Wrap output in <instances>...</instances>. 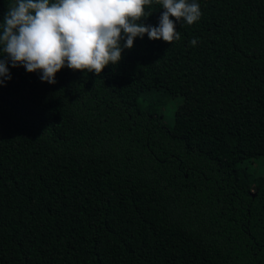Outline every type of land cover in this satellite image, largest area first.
Here are the masks:
<instances>
[{
    "label": "trees",
    "instance_id": "obj_1",
    "mask_svg": "<svg viewBox=\"0 0 264 264\" xmlns=\"http://www.w3.org/2000/svg\"><path fill=\"white\" fill-rule=\"evenodd\" d=\"M194 2L197 22L172 17L179 40L137 37L99 76L8 65L0 264H264V0ZM152 76L197 89L184 118Z\"/></svg>",
    "mask_w": 264,
    "mask_h": 264
},
{
    "label": "clouds",
    "instance_id": "obj_2",
    "mask_svg": "<svg viewBox=\"0 0 264 264\" xmlns=\"http://www.w3.org/2000/svg\"><path fill=\"white\" fill-rule=\"evenodd\" d=\"M164 11L159 25L145 24L152 0H13L0 23V86L11 80L8 65L39 73L42 82L56 83L64 67L94 72L118 64L137 37L172 44L179 40L176 22L199 20V4L189 0H157ZM123 41V43H122ZM192 46L196 39L190 41Z\"/></svg>",
    "mask_w": 264,
    "mask_h": 264
},
{
    "label": "rangeland",
    "instance_id": "obj_3",
    "mask_svg": "<svg viewBox=\"0 0 264 264\" xmlns=\"http://www.w3.org/2000/svg\"><path fill=\"white\" fill-rule=\"evenodd\" d=\"M146 85L148 87H163L172 93L180 95L181 97L175 98L171 103L172 107L175 106L174 108H177V112L180 118H184L188 114L190 107L193 105L194 101L197 99L198 96V91L196 88L178 83L170 78L163 76H152L147 78ZM172 107L169 109V113L167 116L168 118L166 119L167 124L171 123L173 119V115L171 113L173 109ZM196 143L202 149H208L210 146V142L199 135L196 137ZM255 151L256 154L259 156L257 163L258 167L261 168V163L263 162L262 157L264 156V138L256 142Z\"/></svg>",
    "mask_w": 264,
    "mask_h": 264
}]
</instances>
